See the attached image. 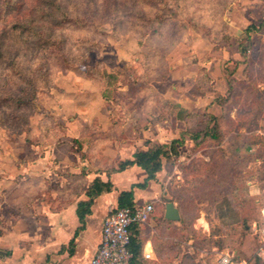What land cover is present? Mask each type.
<instances>
[{
	"label": "rangeland",
	"instance_id": "1",
	"mask_svg": "<svg viewBox=\"0 0 264 264\" xmlns=\"http://www.w3.org/2000/svg\"><path fill=\"white\" fill-rule=\"evenodd\" d=\"M237 1L179 0L176 8L173 0H100L97 7L84 0H74L76 5L63 0L62 4L73 9L72 16L84 23L69 21L55 27L46 21L45 25L64 37L62 49L69 61L57 60L56 55L31 60L26 55V42L12 43L21 55L14 64L0 62V88L9 80L18 82L16 71H27L29 61L38 67L39 60H48L51 77L50 85L39 89L31 104H0V206L9 204L4 199L3 181L10 167L21 168L40 156L53 172L58 161L69 163L72 158L92 156L74 137L77 128L85 133V118L86 123L95 125L99 122L95 114L103 116L106 108L115 126L117 118H123L118 113L121 108L140 112L151 110L154 104L167 108L168 104L156 102L153 91L166 86L163 81L171 78L176 70L173 66L182 60L179 76L196 74L197 55L192 49L195 37L215 44L216 51L235 52V42L226 34L228 15ZM112 5L118 12L110 9ZM110 19L120 21L117 28L105 21ZM148 19L154 20L153 24L163 23L159 32L149 30ZM262 38L251 35L237 39L248 59L235 72L237 77L232 78L228 93L221 97L226 101L222 107L227 114L223 138H208L193 147L190 156L183 153L181 162H168L160 177L181 210L183 233L193 239L196 251L204 253L206 264H220L216 260L218 251L245 258L250 264H264L258 255L261 244L256 233V226L264 222ZM188 86L196 92L193 81ZM207 86L206 81L198 88ZM36 170L33 166L32 171ZM0 212L5 216L4 208Z\"/></svg>",
	"mask_w": 264,
	"mask_h": 264
},
{
	"label": "crops",
	"instance_id": "2",
	"mask_svg": "<svg viewBox=\"0 0 264 264\" xmlns=\"http://www.w3.org/2000/svg\"><path fill=\"white\" fill-rule=\"evenodd\" d=\"M263 21L264 0H238L228 15V33L236 38L262 35L264 44V27L259 32L247 30ZM214 47L210 41L195 37L192 49L197 55L196 74L179 76L184 67L182 60L173 66L176 70L171 78L163 81L166 86L153 91L156 102L168 104L167 108L155 104L146 112L121 108L118 113L123 118H117L119 122L115 126L110 122L111 111L106 108L103 116L95 114L99 115V122L95 125L86 123L85 118V133L84 129L77 128L74 137L82 141L83 151L92 155L90 158H72L69 163L58 161L53 172L44 165L45 158L40 156L36 157V162L23 164L21 168L10 167V173L3 181L4 199L9 204L0 206L5 214L2 216L0 212V264H89L101 241L105 216L118 208L120 193L128 190H133L135 205L154 204L150 220L132 228L136 238L134 246L138 244L139 254L131 264H206L204 253L196 251L193 239L183 233L181 218L172 221L165 217L166 204L173 202L176 205L168 189L160 183L168 162L162 160V169L155 179L147 181L145 187L137 185L144 183L146 178L138 165L117 169L121 162L133 160L138 150L147 149L145 141L168 146L180 137L181 132L203 125L210 115L227 116L221 97L228 93L231 79L237 77L235 72L248 58L247 53L244 56L236 46L235 52L216 51ZM205 55L209 56L204 59ZM233 64L236 69L231 75L228 69ZM200 68L209 78L211 89L205 92L197 85ZM189 81L196 84V92L188 86ZM155 84L153 87L156 88ZM190 112L196 115L186 116ZM140 116L149 119L143 121ZM195 145L191 139L178 144L179 156L175 162H181L183 153L190 156L189 151ZM33 166L38 170L32 171ZM96 178L110 181L112 189L94 198L91 213L85 218V227L76 234L81 226L78 203L88 200L86 190ZM46 194L50 198H45ZM259 226H256L261 244L258 255L264 263ZM145 251L151 252L150 258L144 256ZM223 253L229 252H216L217 261Z\"/></svg>",
	"mask_w": 264,
	"mask_h": 264
},
{
	"label": "trees",
	"instance_id": "3",
	"mask_svg": "<svg viewBox=\"0 0 264 264\" xmlns=\"http://www.w3.org/2000/svg\"><path fill=\"white\" fill-rule=\"evenodd\" d=\"M65 1V0H64ZM68 3L74 2V0H66ZM83 1V0H82ZM90 6L97 7L100 0H84ZM135 1V0H134ZM175 7H179V0H173ZM63 0H0V62L7 61L8 63H15L21 51L15 48L14 44H19L21 41L27 43V57L32 58H43L53 57L56 55L57 60L69 61L68 55L65 54L62 46L65 44L64 37L58 34L52 29V27H47L45 22H51L52 26L60 27L64 23L72 21L75 23H84L79 19V17H74L71 14V7L66 4H62ZM135 8V3H132ZM76 5V4H73ZM132 5V7H133ZM133 8V9H134ZM110 9H114L113 5ZM117 11V9H114ZM136 17V16H134ZM144 20V19H143ZM106 22H111L114 28L120 21L115 19L105 20ZM162 21V20H161ZM149 30L154 33L159 32L158 27L162 26L163 23L153 24L154 20L148 19ZM264 27V21L259 25H252L247 28L248 31H261ZM227 38H232L235 42V46L238 51L245 56L246 51L242 44L237 41L238 38L226 34ZM13 46V48H12ZM20 48V47H19ZM48 60L40 62L39 66L33 67L32 63L25 67L27 71L23 69H18L16 71L18 75V82L15 80L7 81L4 87L0 88V104L12 103L16 105H27L31 104L32 100L38 93L39 89H46L50 85L49 77H51V67L48 64ZM31 67H28L30 66ZM70 67V66H68ZM67 67V68H68ZM66 68V69H67ZM236 66L228 69V72L233 75ZM4 76V75H3ZM5 79H9L4 76ZM208 82L207 89L203 90L199 88L202 92L210 90L209 78L204 75V69L199 70L197 85H203L204 82ZM13 82V83H11ZM233 79L230 81L232 85ZM10 86L11 88H5V86ZM45 85V86H44ZM17 87V89H16ZM13 88H15L13 90ZM105 99H110L107 95ZM222 100V98H221ZM226 101H221L224 104ZM226 109L225 107H223ZM196 115V113H186V116L191 117ZM227 116H221L220 118L214 115H210L207 121L200 127L194 129H188L180 133L178 139H174L168 146L165 144H151L150 141H145L147 149L138 150L134 154L133 160H127L121 162L117 170L125 169L131 165H138L142 168L146 174L145 182L137 184L140 187H145L147 181L155 179L157 173L162 169L163 162H175L179 156L178 144H183L185 139H191L196 144L195 146L201 145V143L206 139L220 140L223 138L221 133L223 126L225 124V119ZM112 189V183L110 181L103 182L100 178L94 179V181L89 185L86 190V195L88 200H83L78 203L77 214L81 222V226L76 230V234L79 233L85 227V218L91 213V205L94 198L103 192L110 191ZM133 207L135 206L133 190L123 191L120 193L118 198V208L121 207ZM181 213V210L179 208ZM182 220V214H181ZM136 238L133 236L130 250L133 253V258L131 263L139 254V246L136 244Z\"/></svg>",
	"mask_w": 264,
	"mask_h": 264
},
{
	"label": "built area",
	"instance_id": "4",
	"mask_svg": "<svg viewBox=\"0 0 264 264\" xmlns=\"http://www.w3.org/2000/svg\"><path fill=\"white\" fill-rule=\"evenodd\" d=\"M154 211L152 202L117 208L105 216L102 226L101 241L89 264H131L133 253L130 245L133 237L132 228L136 224H145ZM264 221V207L262 210ZM258 233L264 244V222ZM144 256L150 258L151 252ZM220 264H250L247 260H237L234 255L223 253L219 257Z\"/></svg>",
	"mask_w": 264,
	"mask_h": 264
},
{
	"label": "water",
	"instance_id": "5",
	"mask_svg": "<svg viewBox=\"0 0 264 264\" xmlns=\"http://www.w3.org/2000/svg\"><path fill=\"white\" fill-rule=\"evenodd\" d=\"M165 217L172 221H177L181 218L179 209L173 202H168L166 204Z\"/></svg>",
	"mask_w": 264,
	"mask_h": 264
}]
</instances>
